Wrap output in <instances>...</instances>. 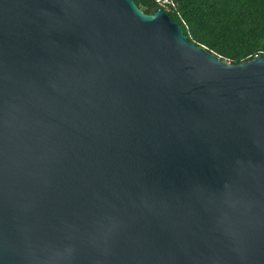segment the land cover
<instances>
[{"label": "water", "instance_id": "water-1", "mask_svg": "<svg viewBox=\"0 0 264 264\" xmlns=\"http://www.w3.org/2000/svg\"><path fill=\"white\" fill-rule=\"evenodd\" d=\"M0 264H264V55L134 0H0Z\"/></svg>", "mask_w": 264, "mask_h": 264}, {"label": "trees", "instance_id": "trees-1", "mask_svg": "<svg viewBox=\"0 0 264 264\" xmlns=\"http://www.w3.org/2000/svg\"><path fill=\"white\" fill-rule=\"evenodd\" d=\"M151 13L156 0H134ZM166 13L185 35L223 60L239 64L264 55V0H173Z\"/></svg>", "mask_w": 264, "mask_h": 264}, {"label": "built area", "instance_id": "built-area-1", "mask_svg": "<svg viewBox=\"0 0 264 264\" xmlns=\"http://www.w3.org/2000/svg\"><path fill=\"white\" fill-rule=\"evenodd\" d=\"M158 7L162 8L164 11H170L173 7H175V3L173 0H156Z\"/></svg>", "mask_w": 264, "mask_h": 264}]
</instances>
